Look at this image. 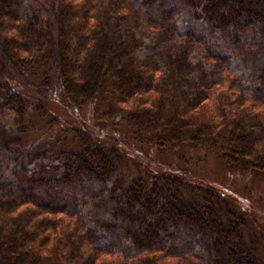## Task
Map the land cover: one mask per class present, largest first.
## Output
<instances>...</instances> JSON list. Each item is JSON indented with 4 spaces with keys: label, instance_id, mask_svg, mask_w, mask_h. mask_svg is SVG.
<instances>
[{
    "label": "trees",
    "instance_id": "trees-1",
    "mask_svg": "<svg viewBox=\"0 0 264 264\" xmlns=\"http://www.w3.org/2000/svg\"><path fill=\"white\" fill-rule=\"evenodd\" d=\"M10 81L41 117L53 82L159 153L264 176V0H0V264H264L217 189L133 175L88 131L29 146L32 104Z\"/></svg>",
    "mask_w": 264,
    "mask_h": 264
},
{
    "label": "rangeland",
    "instance_id": "rangeland-1",
    "mask_svg": "<svg viewBox=\"0 0 264 264\" xmlns=\"http://www.w3.org/2000/svg\"><path fill=\"white\" fill-rule=\"evenodd\" d=\"M30 80L35 82L33 78ZM10 83L15 90L23 91L32 104L25 114L34 123V134L29 137V146H60L69 137L71 140L72 132L79 129L88 131L101 145L115 147L124 153L133 175L160 171L183 175L191 183L211 186L229 197L246 216L250 222V231L264 256V176L229 170L217 156L189 145H184L178 151L165 150L159 153L152 144L136 139L132 128H122L115 126L113 122L97 120L93 104L79 108L71 106L63 98L59 85L53 82L45 93L46 99L41 102L46 118L41 117L35 114V107L40 100L29 87L22 81ZM146 97H143V101ZM208 107H211L210 103L207 109ZM138 132L142 137L145 135L141 130Z\"/></svg>",
    "mask_w": 264,
    "mask_h": 264
}]
</instances>
